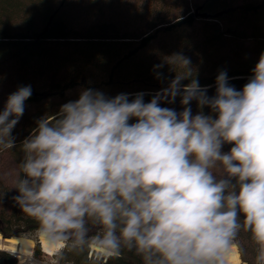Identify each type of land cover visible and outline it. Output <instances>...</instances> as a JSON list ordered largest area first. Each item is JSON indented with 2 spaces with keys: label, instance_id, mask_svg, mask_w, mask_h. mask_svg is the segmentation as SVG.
<instances>
[{
  "label": "clouds",
  "instance_id": "obj_1",
  "mask_svg": "<svg viewBox=\"0 0 264 264\" xmlns=\"http://www.w3.org/2000/svg\"><path fill=\"white\" fill-rule=\"evenodd\" d=\"M164 63L176 75L147 102L143 92L82 89L21 142L12 199L56 250L51 264L92 249L94 264L125 253L140 264H264V52L242 89L220 71L212 96L190 58ZM31 95L30 85L8 95L0 152L17 146ZM177 97L181 111L165 106Z\"/></svg>",
  "mask_w": 264,
  "mask_h": 264
},
{
  "label": "trees",
  "instance_id": "obj_2",
  "mask_svg": "<svg viewBox=\"0 0 264 264\" xmlns=\"http://www.w3.org/2000/svg\"><path fill=\"white\" fill-rule=\"evenodd\" d=\"M262 52L264 0H0V108L10 93L27 85L32 95L25 105H35L13 129L17 146L0 152V232L13 237L37 228L12 199L18 194L12 186L23 156L20 144L38 119L59 111L55 97L65 101L75 93L78 98L82 89L92 88L109 97L143 92L147 102L175 77L164 62L176 53L191 59L196 78L212 96L220 71L237 90L243 87ZM159 64L163 75L157 79ZM165 106L182 110L179 97ZM15 224L25 230H13ZM248 244L244 260L250 261ZM36 248L40 253L39 243ZM89 253L69 260L93 264ZM0 264L19 260L0 249ZM99 264L140 262L125 253Z\"/></svg>",
  "mask_w": 264,
  "mask_h": 264
},
{
  "label": "rangeland",
  "instance_id": "obj_3",
  "mask_svg": "<svg viewBox=\"0 0 264 264\" xmlns=\"http://www.w3.org/2000/svg\"><path fill=\"white\" fill-rule=\"evenodd\" d=\"M194 2H198V3H204L205 1L209 2L210 0H193ZM220 1H224V0H220ZM225 1H232V0H225ZM238 1H242V0H238ZM242 89V87H239L238 90ZM54 102L57 104V106H61L62 104L70 101V100H75L77 99V96L75 95V93H69V96H67V98H65V101H62L61 98L59 97H55L54 98ZM46 103H48V101L44 102L43 105H46ZM5 102L2 103L1 106H4ZM35 105L34 104H26L25 105V112L27 113L29 110H32L34 109ZM25 230V228L23 226H20L19 224H15L13 226V230ZM26 231V237H29V238H32L35 242H36V245L34 246V248L31 250V253L28 255V256H25L24 258H21L19 257L18 255H16L15 253H12L15 257H17V259L19 260V264H23V263H31L33 260L35 261H43V262H50L51 263V258L53 257L54 254H48L46 252L43 251L42 247L40 246V253H37L36 251V246H37V237H36V230H25ZM1 233V232H0ZM1 236H4L2 233H1ZM20 236H23V235H20ZM13 237H17V236H13ZM246 236H244L242 234V237H241V242L242 244L244 245L245 248H247V251H249V244H248V240L245 239ZM2 239H4L2 237ZM6 240V239H4ZM8 251V250H7ZM10 252V251H9ZM97 255V251H94L93 249L90 251L89 253V258H92L93 260V257ZM108 257H103L102 261L100 262H105L106 259ZM94 264V263H93Z\"/></svg>",
  "mask_w": 264,
  "mask_h": 264
},
{
  "label": "bare ground",
  "instance_id": "obj_4",
  "mask_svg": "<svg viewBox=\"0 0 264 264\" xmlns=\"http://www.w3.org/2000/svg\"><path fill=\"white\" fill-rule=\"evenodd\" d=\"M38 243L42 247L43 251L48 254H54L55 249H50L47 247L46 244L40 239H37ZM36 245V242L29 237L26 236H17V237H11L7 238L6 240L2 239L1 233H0V249L8 250L12 253H15L21 258H24L25 256H28L31 253V250ZM94 251H97L93 249ZM232 264H242L241 258L237 256Z\"/></svg>",
  "mask_w": 264,
  "mask_h": 264
},
{
  "label": "water",
  "instance_id": "obj_5",
  "mask_svg": "<svg viewBox=\"0 0 264 264\" xmlns=\"http://www.w3.org/2000/svg\"><path fill=\"white\" fill-rule=\"evenodd\" d=\"M3 110V107L2 108H0V111H2ZM4 239H7V238H11V237H5V236H2Z\"/></svg>",
  "mask_w": 264,
  "mask_h": 264
},
{
  "label": "built area",
  "instance_id": "obj_6",
  "mask_svg": "<svg viewBox=\"0 0 264 264\" xmlns=\"http://www.w3.org/2000/svg\"><path fill=\"white\" fill-rule=\"evenodd\" d=\"M39 263H46V262L40 261Z\"/></svg>",
  "mask_w": 264,
  "mask_h": 264
}]
</instances>
